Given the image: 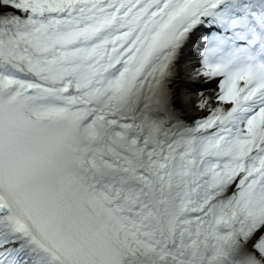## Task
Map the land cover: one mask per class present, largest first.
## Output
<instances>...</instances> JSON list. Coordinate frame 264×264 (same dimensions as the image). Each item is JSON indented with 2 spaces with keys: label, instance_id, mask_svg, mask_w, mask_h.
I'll use <instances>...</instances> for the list:
<instances>
[{
  "label": "snow or ice",
  "instance_id": "snow-or-ice-1",
  "mask_svg": "<svg viewBox=\"0 0 264 264\" xmlns=\"http://www.w3.org/2000/svg\"><path fill=\"white\" fill-rule=\"evenodd\" d=\"M0 264H264V0H0Z\"/></svg>",
  "mask_w": 264,
  "mask_h": 264
},
{
  "label": "bare ground",
  "instance_id": "bare-ground-1",
  "mask_svg": "<svg viewBox=\"0 0 264 264\" xmlns=\"http://www.w3.org/2000/svg\"><path fill=\"white\" fill-rule=\"evenodd\" d=\"M196 46L194 44L189 45L184 51L185 53H190L187 55L186 59H182L179 65L180 68V77L181 86L179 91L186 92L188 96L191 97L193 101H199L202 96H211L216 91V85L218 81L213 80L211 81V87H203L207 81H205L202 77L195 75L194 73L199 70L190 69L191 65H199V60H194L195 53H196ZM185 84H191L192 87L190 89H186L184 87ZM200 86V87H197ZM212 107L216 106V102L212 101ZM181 109L183 111V119L188 124H193L195 119L198 117H204L208 114L206 110H201L195 106H185L181 104Z\"/></svg>",
  "mask_w": 264,
  "mask_h": 264
}]
</instances>
